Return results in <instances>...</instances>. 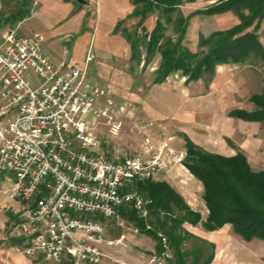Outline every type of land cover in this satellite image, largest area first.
I'll use <instances>...</instances> for the list:
<instances>
[{
  "label": "built area",
  "instance_id": "obj_1",
  "mask_svg": "<svg viewBox=\"0 0 264 264\" xmlns=\"http://www.w3.org/2000/svg\"><path fill=\"white\" fill-rule=\"evenodd\" d=\"M86 78V66L70 65L64 58L54 65L46 58L37 32H9L0 38V113H13L12 123L0 133V177L9 185L10 199L25 201L15 226L23 246L13 249L54 257L57 264H126L96 248L95 241L121 245L126 237L124 232L105 237L103 220L124 226L120 210L131 205L146 229L151 228L152 199L135 184L182 165L186 150L164 143L117 161L84 147L66 151V143L76 144V138L93 142L98 121L91 124L88 115H107V107L94 101V94L102 91L92 89ZM29 234L37 235L35 248L27 247ZM157 236L164 249L144 264H166L167 238L160 231Z\"/></svg>",
  "mask_w": 264,
  "mask_h": 264
},
{
  "label": "crops",
  "instance_id": "obj_2",
  "mask_svg": "<svg viewBox=\"0 0 264 264\" xmlns=\"http://www.w3.org/2000/svg\"><path fill=\"white\" fill-rule=\"evenodd\" d=\"M85 1L80 4L76 0H0V38L9 32L22 36L37 32L41 36L42 54L54 65L64 58L70 65L86 66L89 86L102 91L98 96L101 107L108 110L118 104L117 107L126 108L131 107L128 102L132 101L136 123L169 122L172 119L180 131L178 135L183 149L185 141L181 133L209 152L231 156L241 151L252 170L264 169V131H260L263 123L228 115L234 108L254 109L249 96L264 89V61H250L254 62V65L250 64V69L243 65L245 63L217 65L211 78L205 76V90L199 96L192 95L190 89L180 94L174 87L165 84L169 77L178 73L169 75L161 83H154L158 62L153 65V60L144 68L143 62L132 65L130 44L123 34V28L133 29L136 21L130 16L134 9L132 0ZM219 15L230 22L226 28L239 21L231 11L212 14L216 18ZM257 32L264 46V19ZM157 57L160 59L159 54L154 59ZM147 69H150L147 71L150 81L145 83L143 78ZM127 76H132L134 82L128 83ZM180 76L188 84L204 78L186 81V77ZM137 77H140V82ZM117 93L119 101L114 100ZM157 179L168 182L191 209L201 213L202 220L207 217L202 184L184 164L162 173ZM0 216H3L0 217V264H54L40 254L28 256L16 252L13 247L17 245L9 244L7 238L17 236L18 212L14 213L15 219L9 223L5 213H0ZM103 223L108 238L118 236L121 233L119 229L122 231L121 225L116 222L103 220ZM113 226L118 227L119 232L110 236ZM183 227L198 238L214 243V257L210 264L217 261L226 247L231 248L230 241H245L234 233L229 223L211 231L206 230L201 222L196 225L184 222ZM140 235V247H131L126 240L119 247L120 256L116 258L128 264H144L155 252L156 240L146 233L141 232Z\"/></svg>",
  "mask_w": 264,
  "mask_h": 264
},
{
  "label": "trees",
  "instance_id": "obj_3",
  "mask_svg": "<svg viewBox=\"0 0 264 264\" xmlns=\"http://www.w3.org/2000/svg\"><path fill=\"white\" fill-rule=\"evenodd\" d=\"M194 1L132 0L134 9L130 16L136 21L133 29L123 28L131 48L132 65L143 62L144 68L159 54L153 82L161 83L175 73L186 77V81H194L204 76L211 78L217 65L223 63L264 61V46L257 32L264 19V0H215L184 15L181 5ZM226 11L237 16V24L214 30L208 35L200 33L195 51L183 44L192 15ZM150 15L155 16V22L152 29L147 30L145 21ZM249 100L254 109L234 108L228 115L264 124V89L251 94ZM181 135L186 150L183 164L202 184L207 217L202 220L201 213L191 209L168 182L158 179L141 180L135 184L140 192L152 199L147 219L151 228L146 229L145 221L137 216L131 205L121 208V216L139 232L155 238L157 253L164 249L157 232L166 236V264H210L214 257V243L188 232L183 227L184 222L192 225L201 222L210 231L229 223L234 233L245 241L254 238L264 241V169L252 170L241 151L231 156L209 152L193 143L184 133ZM6 215L8 223L15 219L11 212ZM7 242L16 246L23 243V237L10 236ZM68 263L66 260L64 264Z\"/></svg>",
  "mask_w": 264,
  "mask_h": 264
},
{
  "label": "rangeland",
  "instance_id": "obj_4",
  "mask_svg": "<svg viewBox=\"0 0 264 264\" xmlns=\"http://www.w3.org/2000/svg\"><path fill=\"white\" fill-rule=\"evenodd\" d=\"M212 1L215 0H196L194 2H185L181 5L180 9L184 15H188L196 9H202L210 5L211 3H213ZM218 17L219 18H216V16L204 14L192 15L187 26V32L183 41L184 45L192 51H195L197 50V39L200 33L203 35H208L213 30L222 28L226 29V27L229 26L230 22L226 20L225 16L223 15H219ZM154 22L155 16L151 15V17H149L148 20L145 21L147 27L146 29L150 30ZM153 60L154 65V63L159 62V57ZM253 63L254 62L248 61L243 65L249 67L250 64ZM250 67L248 69H250ZM147 71H150V69H147L144 72L145 76L143 78V81L145 83H148L150 81L149 72ZM126 74L128 75V73ZM26 77L31 79L30 73H27ZM127 77L128 83L134 82V78L132 76ZM137 78V81L140 82V77ZM205 80L207 81V78H205L204 76L203 79L195 82H190L188 84L185 82L184 78L180 76V74H176L169 77L165 81V84L167 83L168 85L174 87V89L180 94H183L185 93V91H189L190 89L192 95L194 94L195 96H199V93L205 90ZM118 99L119 98L117 93L114 100L119 101ZM128 103L131 104V107L128 106L126 108H119L117 107L118 104H116V106L114 105L111 108L109 107L107 110V115H101L99 118L88 115L87 119L91 124H94L96 121H98L94 129L92 130L93 142L85 141L84 138H77L76 144L73 143L74 146L76 148L77 146L84 147V149L91 153L100 154L110 160L115 161L134 156L136 154H143L145 153L144 151L149 148V146H152V149H159L163 146L164 143H167L176 151L184 150L182 147V140L178 135L180 131L176 129V127L172 123V119H170L169 122L166 120H162V122L158 123L154 121L152 123H136L134 118L136 116L135 106L132 101ZM243 104L248 105L246 102H244ZM107 117L111 118V123L107 122ZM6 119H8V121L4 122ZM0 120H2V123H0V128H3L6 123H11L13 121V113H0ZM260 131H264V124L262 125ZM181 178L184 177L181 176ZM8 188L9 185L7 183H4L2 178L0 177V213L6 214L7 212H11L14 214L18 212L19 215L23 209V203L18 200L10 199L7 194ZM8 219L9 218L7 217V220ZM127 222L125 221V225L121 226L122 231L118 227L113 226V228H111L113 230H111L110 236L116 235L119 231L124 232L126 235L124 241L128 240L127 242H129L131 247L136 245L139 246L141 232L132 231V223ZM104 236L106 237V235ZM94 244L102 249L106 254L113 257L120 256L119 247H122L121 245H123L117 244V246H106L105 241H95ZM230 244H232L231 248L227 249V247L225 246L226 248L224 247V251L219 255V258H217V261H215L214 264H264L263 240L254 238L249 242H243L242 240L238 239V241H234L233 243L230 241Z\"/></svg>",
  "mask_w": 264,
  "mask_h": 264
},
{
  "label": "bare ground",
  "instance_id": "obj_5",
  "mask_svg": "<svg viewBox=\"0 0 264 264\" xmlns=\"http://www.w3.org/2000/svg\"><path fill=\"white\" fill-rule=\"evenodd\" d=\"M99 95L100 94H94V101H98V96ZM0 123H2V121H0ZM11 123H6L5 126H8ZM0 133H3V128H0ZM0 151H2V143L1 142H0ZM66 151H68V152H77V148L74 146L73 143H66ZM18 201L23 203V209H22V211H23L25 209V201L24 200H18ZM21 212H20V214H21ZM97 242H100V241H97ZM36 245H37V235L36 234H29V238L27 240V247L28 248H35ZM21 246H23V243L17 245V247H21ZM96 248L100 249L98 246H96ZM44 258H46L50 262L52 261L53 263L57 264V259L54 258V257H44Z\"/></svg>",
  "mask_w": 264,
  "mask_h": 264
},
{
  "label": "water",
  "instance_id": "obj_6",
  "mask_svg": "<svg viewBox=\"0 0 264 264\" xmlns=\"http://www.w3.org/2000/svg\"><path fill=\"white\" fill-rule=\"evenodd\" d=\"M78 3H80V4H84L86 1L85 0H76ZM212 2H214V1H212Z\"/></svg>",
  "mask_w": 264,
  "mask_h": 264
}]
</instances>
